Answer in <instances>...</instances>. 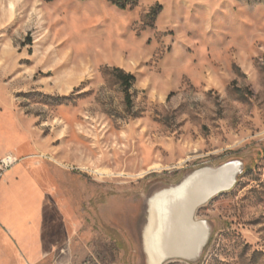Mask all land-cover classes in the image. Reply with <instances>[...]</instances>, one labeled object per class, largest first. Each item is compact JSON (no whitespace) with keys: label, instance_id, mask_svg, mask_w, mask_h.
Segmentation results:
<instances>
[{"label":"rangeland","instance_id":"obj_1","mask_svg":"<svg viewBox=\"0 0 264 264\" xmlns=\"http://www.w3.org/2000/svg\"><path fill=\"white\" fill-rule=\"evenodd\" d=\"M10 155L0 264H145L147 199L231 162L198 259L166 264H264V0H0Z\"/></svg>","mask_w":264,"mask_h":264},{"label":"bare ground","instance_id":"obj_2","mask_svg":"<svg viewBox=\"0 0 264 264\" xmlns=\"http://www.w3.org/2000/svg\"><path fill=\"white\" fill-rule=\"evenodd\" d=\"M237 169L236 162L214 168L204 166L191 172L181 184L152 194L142 238L145 264H166L173 260L194 262L198 259L208 237V227L205 220H195L194 212L217 193L229 190ZM169 216L171 227L168 223L165 225L169 228L166 231L169 236L164 233V240H161L162 225ZM164 253L168 255L162 257Z\"/></svg>","mask_w":264,"mask_h":264},{"label":"trees","instance_id":"obj_3","mask_svg":"<svg viewBox=\"0 0 264 264\" xmlns=\"http://www.w3.org/2000/svg\"><path fill=\"white\" fill-rule=\"evenodd\" d=\"M46 2H52L55 0H44ZM136 0H111V4L120 10H125L127 7L133 5ZM112 73L119 82L120 86L123 88L124 93V103L127 110L132 108V94L131 89L135 84V77L130 73H125L121 69H113Z\"/></svg>","mask_w":264,"mask_h":264},{"label":"water","instance_id":"obj_4","mask_svg":"<svg viewBox=\"0 0 264 264\" xmlns=\"http://www.w3.org/2000/svg\"><path fill=\"white\" fill-rule=\"evenodd\" d=\"M182 182H183V181H181V183H182ZM181 183H180V184H181ZM148 200H149V199H147V202H146L147 205H148ZM146 212H148V208H147V211H146ZM170 215H171V213H170ZM170 217H171V216H169V218H167L168 220H166V222H164V224L162 225V228H163V229H162L161 237H160L161 240H164V233L167 235V232H166V231L169 229L168 227H171V225H170V219H171V218H170ZM167 223H168V227L165 226V225H167ZM165 227H166V228H165ZM143 230H144V226H143V229H142V231H141V238H143ZM167 236H169V234H168ZM161 240H160V241H161ZM168 243H170V242H168ZM166 246H167V245H166ZM168 247H169V246H168ZM143 251H144V250H143ZM167 255H168L167 253H164V254L162 255V257L167 256ZM162 257H161V258H162Z\"/></svg>","mask_w":264,"mask_h":264},{"label":"built area","instance_id":"obj_5","mask_svg":"<svg viewBox=\"0 0 264 264\" xmlns=\"http://www.w3.org/2000/svg\"><path fill=\"white\" fill-rule=\"evenodd\" d=\"M13 163V158L10 156H5L4 158L0 159V166L3 168H9Z\"/></svg>","mask_w":264,"mask_h":264},{"label":"crops","instance_id":"obj_6","mask_svg":"<svg viewBox=\"0 0 264 264\" xmlns=\"http://www.w3.org/2000/svg\"><path fill=\"white\" fill-rule=\"evenodd\" d=\"M6 181V180H4ZM6 195H7V192L5 191V189L3 188V190L1 191V196H2V201L6 204ZM6 207V205H5Z\"/></svg>","mask_w":264,"mask_h":264}]
</instances>
